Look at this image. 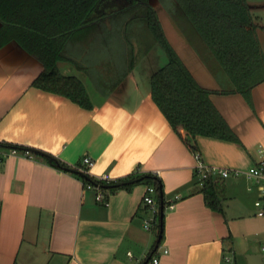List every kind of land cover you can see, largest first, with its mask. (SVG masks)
Here are the masks:
<instances>
[{"label": "crops", "instance_id": "obj_1", "mask_svg": "<svg viewBox=\"0 0 264 264\" xmlns=\"http://www.w3.org/2000/svg\"><path fill=\"white\" fill-rule=\"evenodd\" d=\"M149 3L166 40L197 84L211 91L212 104L237 141L197 136L193 152L171 128L151 97L150 78L168 63L159 44L132 39L135 65L122 77L129 45L123 35L103 38L118 28L117 9L97 12L107 14L104 24L91 26L85 40H70L65 54L74 62L58 63L63 75L83 83L91 109L32 87L42 63L14 40L0 45V144L50 154L77 173L88 157L94 162L84 174L89 179H103L112 188L117 181L131 184L104 190V205L76 175L39 156L0 150V264H148L152 256L159 264H254L247 257L260 256L264 264V217L254 208L264 197V180L247 175L264 159V82L249 99L223 94L186 35L189 26L158 0ZM104 71L110 77L103 78ZM113 78L121 81L110 89L105 80ZM198 162L237 172L215 178L221 212L206 204ZM155 172L164 214L158 246L155 230L143 228L147 186L138 181ZM175 196L180 201L167 210Z\"/></svg>", "mask_w": 264, "mask_h": 264}, {"label": "trees", "instance_id": "obj_2", "mask_svg": "<svg viewBox=\"0 0 264 264\" xmlns=\"http://www.w3.org/2000/svg\"><path fill=\"white\" fill-rule=\"evenodd\" d=\"M106 1L112 0H0V45L14 40L42 63L43 71L33 81L32 87L65 97L84 109H91L92 104L83 83L75 76L63 75L58 63L74 62L65 54L70 40H74L77 35L78 39L85 40L91 32V26L104 24L100 22L107 14L99 15L97 12L105 10L98 9ZM158 1L172 16L176 15L177 20L189 26L191 33L186 35L220 84L221 92L238 93L249 99L252 89L264 82V52L258 36L259 31L264 29L252 14L247 0ZM116 4L113 20L117 31L102 35L109 39L123 35L129 45L130 56L122 77L135 65L132 39L140 45L145 40L150 41L151 45L159 44L168 63L152 74L151 97L171 128L193 152H196L194 139L197 136L236 142L237 138L210 100L211 91L197 84L166 40L149 0H126L123 6L122 1L116 0ZM139 55L141 58L144 53L140 51ZM108 81L105 80L112 89L121 80L112 84ZM11 149L29 150L33 157L39 156L57 169L76 175L83 183L99 185L103 192L131 185L117 181L112 188L111 183L89 179L87 175L66 168L50 154L18 145L0 144V150ZM155 177L149 174L138 181L154 187L157 203L161 204L162 187ZM215 178L209 177L204 181L202 193L206 204L221 212L214 186ZM134 183H138L137 180ZM160 204L155 233L161 241L163 208Z\"/></svg>", "mask_w": 264, "mask_h": 264}, {"label": "built area", "instance_id": "obj_3", "mask_svg": "<svg viewBox=\"0 0 264 264\" xmlns=\"http://www.w3.org/2000/svg\"><path fill=\"white\" fill-rule=\"evenodd\" d=\"M262 150H259V153L262 154ZM9 155H15V156H22L25 158H30L31 153L29 150H24V151H18L15 149H11L8 152ZM199 157V156H198ZM94 165V162L88 158L84 157L82 159V168H76V170H79L82 174H87V171H89ZM196 173L200 176L201 183L204 184V181L207 180L209 177H221V178H227L230 175L234 174L237 175V172H231L228 169H222V168H215V167H206L203 165V163L198 162L196 166ZM154 176H158V172H155L153 174ZM247 175L249 177H255L259 179L264 180V159L256 166L251 168L248 172ZM97 181H105V180H97ZM84 189L85 190H94L96 192L95 194V199L97 202L103 203L104 205H107V201L105 198V195L103 194V191L100 189L99 185H93L90 183H83ZM156 191L154 187L147 186L146 188V193L143 197L142 200V205L147 208L149 216L144 218L143 220V228L146 231H154L157 225V214L159 211V206L158 203L156 202L155 199ZM181 197L180 196H175L172 198L168 204L166 205L167 210H173L177 204L178 201H180ZM254 208L256 211V216L258 217H264V197L259 198L254 202ZM262 253L264 255V245L261 248ZM167 251H163V254H166ZM129 258H131V254H127ZM160 259L158 256H152L150 258V261L148 264H159Z\"/></svg>", "mask_w": 264, "mask_h": 264}, {"label": "rangeland", "instance_id": "obj_4", "mask_svg": "<svg viewBox=\"0 0 264 264\" xmlns=\"http://www.w3.org/2000/svg\"><path fill=\"white\" fill-rule=\"evenodd\" d=\"M151 1L154 3V0H151ZM247 3H248L249 6H252V7L257 6V8H254V9H257V11H258V12H256L257 14L256 13L253 14V12L252 11L251 12H252L253 15H256L255 17L258 19V23L264 29V0H247ZM105 4L106 3H103L102 5H100L98 10H101L102 8H105L106 9L105 11H107L108 8L110 10H115L117 8L116 7L117 4L116 5H111V6H109V5L107 6ZM149 4L151 5V3H149ZM258 36H259V41L261 42V44H262V46L264 48V32L260 30L259 33H258ZM108 75H109L108 71H104L103 74H102L103 78H106V77L108 78ZM115 79L116 78H113L112 81H109V83L112 84L113 82L118 81V80H115ZM89 89H90V91H92L91 88H89Z\"/></svg>", "mask_w": 264, "mask_h": 264}, {"label": "water", "instance_id": "obj_5", "mask_svg": "<svg viewBox=\"0 0 264 264\" xmlns=\"http://www.w3.org/2000/svg\"><path fill=\"white\" fill-rule=\"evenodd\" d=\"M162 215H164V214H162ZM159 243H160V239L157 241V246L159 245ZM247 260H252L254 264H263L262 258L260 256H249V257H247Z\"/></svg>", "mask_w": 264, "mask_h": 264}]
</instances>
